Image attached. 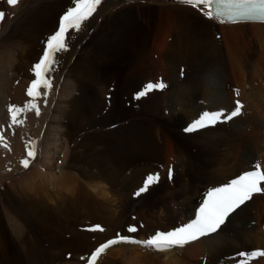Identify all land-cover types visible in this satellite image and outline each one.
I'll return each mask as SVG.
<instances>
[{"label": "bare ground", "instance_id": "1", "mask_svg": "<svg viewBox=\"0 0 264 264\" xmlns=\"http://www.w3.org/2000/svg\"><path fill=\"white\" fill-rule=\"evenodd\" d=\"M17 1L13 8L18 12V17L12 21V18L4 19L0 34V185L4 189L0 195L1 205L6 191L4 186L12 184L9 206H2L0 213L5 217L0 218V247H10L8 237L17 235L24 228V221L39 232L43 230L40 222L45 218L39 206L42 201L37 197L42 192L41 184L68 191L69 184L78 180L68 171L72 169L79 172L89 188L88 198L101 203L116 228L125 227L123 220L132 210L139 211L134 223L138 225L143 221L146 227L157 219L156 210L164 216L173 214L175 217L171 220L172 226L149 237V240L145 236L136 238L127 234L107 239L134 237L135 241L112 243L117 245L111 249L102 246L98 251V256H102L100 259L95 257L91 264H101L102 257L106 253L112 256L113 252H117L116 263L195 264L198 260L202 263L205 257H208L207 264H237L243 261L242 254L246 251L243 242L248 234L243 229L252 223L255 211L259 215L264 211V191L254 195L234 211L218 230L206 237L173 246L154 247L151 242L167 237L192 220L196 208L210 189L253 170L256 163L264 167V142L258 147L259 156L254 159L251 156L243 164L239 161L242 151H238L234 157L216 159V148L225 139L228 138L229 142V137L235 138L237 133H253L257 128L264 134V117L259 116V113L264 116L259 109L264 86L260 88L258 85V80L264 79V74L259 70L262 64L246 63L238 55L239 49L235 45L245 39L264 43V22H225L212 15L210 0H96L93 7L62 26L61 17L78 7L82 0H47L46 4L34 0L27 11L22 8L30 0ZM150 4L162 7L157 30L148 34L143 23L148 20L145 9L151 8ZM69 7L72 8L66 10ZM30 12L34 16L30 15V19L23 22V17ZM163 14L170 19L166 20L165 15L161 16ZM18 25L20 29L16 28ZM11 26L17 30L11 36L18 40L6 42L4 38ZM60 29L63 30L62 37L53 35ZM217 31L227 47L228 72L208 75L206 82L202 77L191 78L189 82L192 74L187 72L184 83H180L181 68H193V57L202 53L208 57ZM46 34L51 42L56 36L59 40L49 54L47 66L41 69V59L37 60L36 56ZM171 37H174L172 43ZM148 38L152 39L151 51L142 48ZM82 44L84 46L80 52L79 46ZM36 46L39 47L38 51ZM151 53L153 56L158 54L160 60H153ZM36 60L39 61L37 72L33 67ZM148 64L152 67H147ZM174 69H177L176 78L172 76ZM143 70L156 74L158 79L163 77L164 81L160 78L157 85L149 83V79L140 84L139 81L128 82L124 89L129 95L134 97L139 93L137 99L131 97L132 106L139 100L145 101V98L164 96L163 103L172 110V125L153 116H149V119L145 117V120L140 118L145 122L139 123L137 115L127 108L128 103L122 102L119 106L118 91L124 73L129 71L133 75ZM230 79L234 82L232 91L228 87ZM143 83L147 84L145 92H142ZM167 84H170L169 88ZM152 86H155L156 93L148 91ZM237 92L241 94L240 105L235 104ZM237 109H242L239 114L236 113ZM208 113L216 117L213 126L186 132L189 126L202 121ZM229 116H233L231 122ZM114 123L118 124L116 129H109ZM160 124L164 129L159 128ZM195 149L198 150L197 154L193 153ZM153 156L163 157L165 162L162 160L164 163L161 165H164V171H158L161 165L152 170L141 167L142 162ZM206 159L207 164H203ZM124 161L129 162V168L120 167ZM82 166L89 171H82ZM239 167L244 169L236 174L234 170ZM130 168H135L134 172L126 175ZM11 169L16 170L18 176L22 175L20 171L30 174L14 180L16 174L13 173L14 178H11ZM169 170L168 179L171 182L167 180L168 173L165 174ZM149 173L155 176H148ZM148 178L147 188L144 181H148ZM157 178L160 179L159 184H156ZM116 189H123V199L116 197V194L121 196ZM136 192L139 193L138 199L133 196ZM70 193L73 194V191ZM110 193L114 200L109 199ZM26 198H30L31 202L26 203ZM256 200H262L261 204L248 212ZM122 201L123 206L120 205ZM177 218H181L182 222L174 224ZM157 220L156 223L162 218ZM141 231L138 228L137 232ZM252 232L250 238L263 239V242L256 243L250 250L264 249V232ZM24 243L26 247L23 248L28 249L27 243ZM122 247L134 248H128V251ZM235 247L239 249L238 252L234 251ZM239 253L241 256L234 258ZM248 264H264V257Z\"/></svg>", "mask_w": 264, "mask_h": 264}, {"label": "rangeland", "instance_id": "2", "mask_svg": "<svg viewBox=\"0 0 264 264\" xmlns=\"http://www.w3.org/2000/svg\"><path fill=\"white\" fill-rule=\"evenodd\" d=\"M9 1H10V3L7 0H0V34L3 30V26H2L3 20L4 19L10 20L11 18H12L11 21L15 20L16 16L18 15L17 14L18 12H15V9L13 8L15 3L18 1L17 0H9ZM35 1H38L39 4H41V3L46 4L47 0H35ZM33 2H34V0H30L29 2H27V4H25L23 6L22 10L24 9V11H27L29 8H31V3H33ZM74 4H75V2H74ZM150 7L151 8L146 7V9H145L146 10V16H147L148 20H145V22L143 23L146 30L148 31V34L153 33L157 30L158 25L160 23V14H159L161 12L160 7H162V6L157 5V4H150ZM70 8H72V7H69L66 10H68ZM30 15L32 16L33 13L30 12V14L28 13L27 15H25V17H23V22L26 23L27 20L30 19ZM164 15L165 14H163L161 16H164ZM12 16H14V17H12ZM178 17H180V15H178ZM165 18H166V20L170 19L169 16H166V15H165ZM19 19H21V18H19ZM54 25L55 26H54L53 30H55V27H56V24H54ZM11 27H12V29L11 30L9 29L7 31L6 38H4V41H6V42H9V41L14 42V41L18 40V38L11 36L13 31L17 32V30L15 29V26L14 27L11 26ZM19 27H20L19 25L16 26L17 29H20ZM59 31L60 32H56V34L54 33L53 35H58V36L62 37L63 30L60 29ZM217 32H218L217 37L213 38L212 43L210 45L211 47L209 48L210 51L208 52V54H209L208 57H205V55L203 53L200 56L193 57V60H192L193 61V68H191L192 70L190 68H188L187 66L181 68L180 74H179L180 83H184L185 76H186L187 72H191V74H192V75L190 74L191 75L190 79H188L189 82L191 81V78L196 79V77H202V78H204L202 80L204 82H206V79L213 74L214 75L215 74H221L222 75V74H225L228 72L229 64H228V58H227L228 57L227 47L225 46V41L221 38V34L219 33V31H217ZM48 38H49V35L46 34L45 39L41 40L40 50L38 49L39 47L37 48V46H36V51L39 50V52H38L39 54L36 56V59L37 60L41 59L40 60V65L42 67L41 69H45V67L47 66V63L49 61V54L51 53L54 46L58 43V41H57L54 45H52L51 40H48ZM173 39H174V37L170 38V43L173 42ZM246 40L247 39L242 40L241 41L242 44L240 42L235 44V45H237L236 48L239 49L238 55H240V57L242 56L243 60L245 59L246 61L245 60L244 61L248 64L250 63V65L257 64V66H260L262 64V66H260L259 70L261 71V73L264 74V69H263L264 68V65H263L264 62L262 61L264 59V56H263L264 55V49H263L264 43H261L258 40L257 41L254 40V42H253V39H250L251 41L249 39L247 41ZM217 42H218V44H217ZM249 42L250 43L252 42V43L250 44ZM145 43L142 46V48H148V50L151 51L152 47H153L152 46V39L150 38V40H149V38H148ZM243 44L245 45L246 48L244 47ZM239 45H240V47H239ZM251 45H252V47H251ZM83 46H84L83 44L79 46L80 52H82ZM248 46L250 48H247ZM260 46H262V47H260ZM240 48H242V49H240ZM256 48L260 49L261 51H257ZM218 49L220 51H222V53H220ZM252 49H253V51H252ZM152 53L150 54L152 56V59L156 60L158 62L160 60L159 55L157 54L158 56L157 55L153 56ZM249 53H251V54H249ZM210 56H212V58ZM221 58L224 59L226 62H224V60H222ZM257 58H259L258 60H260V61H257ZM217 59H219V60L217 61ZM37 60H36V62L33 63V67H34V70L36 72H37V67H38V63H39V61H37ZM45 61H46V64H45ZM73 61H74V59H73ZM252 61H254V62H252ZM261 61L263 63H260ZM216 63L220 65L218 67H220L221 69L217 67ZM224 63L226 66L225 65L223 66ZM147 67H152V66H150L148 64ZM66 72H67V70H66ZM176 73H177V69H174V71L172 72V74H173L172 76H174V78H176V76H177ZM205 73H207V74H205ZM203 74H204V76H202ZM160 78L164 81L163 77L160 76L158 79L156 74H152L150 71L143 70L141 72H136L133 75L130 74L129 71L125 72L123 78L121 79L120 89L118 91V98H119L118 104L120 106L122 102L128 103L127 108H131V110H129V111H132L131 113L137 115L136 118H138L137 121L139 123L145 122L144 121L145 117H148V119H149V116H153V117H156L157 119H161L162 122H164V123L165 122L168 123V125H172V122H173L172 110H171L170 106H167L163 103V99L165 98L164 96H155V97H151V98H145V101L139 100L140 103L138 102L137 104H134L132 106L131 99L132 98L137 99L139 93H138V95L135 94V96L133 97V96H130L129 92L124 89V86L126 84H128V82L131 83L132 81L133 82L139 81L138 83L140 84L145 79H149V83L154 82L157 85L158 81L161 80ZM230 81L228 80V82L230 84V85L228 84L229 85L228 87L229 88L231 87L230 89L232 91L234 82L232 79H230ZM258 81H259V83H258L259 87L260 88L263 87L264 86V79L258 80ZM169 85L167 84L168 87L167 86L166 87L169 88ZM145 86H147V84L146 85L144 84L143 86H141L142 89L144 88L143 89L144 91H142V92H145ZM154 87L155 86L150 87L148 89V91L151 93H156L157 91L156 90L154 91ZM258 96L259 97L261 96L260 91L258 93ZM166 97H168V95ZM147 99H148V101H147ZM260 100H261L260 105L262 107L259 105V109L264 114V97L261 96ZM235 104H236V100H235ZM238 105H240V102L238 103ZM122 106L125 107V105H122ZM167 107H169L170 110ZM200 115H201V113H200ZM259 116L264 117L263 115H260V113H259ZM140 118H143L144 120L140 119ZM229 118H231V120L229 121V122H231L233 119V116H229ZM115 121H117V120H115ZM117 125H118L117 123H114L113 125H110V127H108V128L114 130V129H116ZM161 127H163V129H164V126H162V124L159 125V128H161ZM254 130H256V131H253V133L249 132L246 135L243 133H237L238 135L235 134V136H234L235 138H232L233 136L229 137V142H228V138L225 139L224 141H222L221 144L218 145L220 147L216 148V154L217 155L220 154L219 156L216 155V159H219V158L221 159L225 156L234 157L235 154L238 153V151L243 152L241 154V158L239 159L241 164L245 163V161H247V160H250L249 158H251V156H252V158L253 157L257 158L259 156V153L257 150H258L259 145L261 147L262 142H264V134H263V132L261 133V131H260L261 129L258 130V128H257ZM165 131H167L166 128H165ZM167 133L172 135V132H170V131H167ZM251 133L253 134V136ZM256 134H259L260 137H258V135H256ZM186 135H188V134H186ZM71 136H72V132H71ZM73 137H76V135H73ZM254 137L260 141H256V139ZM262 137H263V139H262ZM79 141H81V140L79 139ZM225 142H226V144L228 143L229 145L228 144L226 145ZM254 142H257V143H254ZM71 145H72V142H71ZM263 145H264V143H263ZM240 148L242 150H240ZM244 149H245V151H244ZM218 150H219V152H218ZM193 153L197 154L198 150L195 149L193 151ZM151 158H152V160H151ZM149 159L147 158L145 160L146 162L145 161L142 162V164H141V165H143V166H141L142 168H149L150 170L157 169V166H159V165H161V163L165 162V160L161 156L159 158L153 156V157H150ZM20 161L24 162L23 159H20ZM206 161H207V159L203 161V164H207ZM146 163H148V164H146ZM128 165L130 166L128 161L122 162V165L120 163L121 168H125V169L129 168ZM163 166L164 165L160 166L161 169L158 167V169H159L158 171H164V170H162V169H164ZM25 168H28V167L26 166ZM85 169H86V172L89 171V170H87V168H85ZM85 169H83V166H82V171ZM243 169L244 168L240 169V167H239L238 169H236V171L234 170V172L240 173V171H242ZM122 170H124V169H122ZM134 170H135V168H130L128 171H126L125 174L131 175L134 172ZM68 171H70L71 174L73 173L72 175L74 177L78 178V180L75 181L73 184H69L70 190H68V191L63 190L62 188L60 189V187L54 188L51 186L48 187L46 185L41 184L40 189L42 190V192L40 191V194L37 197L39 198V200L42 201V203L39 204V206L42 208V214L44 215L43 217L45 218L42 221L40 220L41 221L40 227H42V229H43V230H41L42 233H40L41 231L39 232L38 229L36 230L35 228L30 227L29 223H27V221H24V228H22V230H20L17 235L16 234L13 235L12 238H11V236L8 237V239L10 240V247L8 249H2L3 247H0V264H91L95 257H97V258L99 257L98 252H96V251L98 249H100L102 246H106V248L111 249L114 247V245L122 244V242H118L117 244H107V242H109L108 241L109 238L111 239L113 236H117V235H121V234H127V235H133L136 238L145 236V238H147L149 240V237L152 238V237L156 236V234H160L161 233L160 231L163 232L164 229L166 230L170 226H172L171 220L175 219V217H173V214H172V216L170 215V217H171L170 218L168 216H164V215L160 214L161 212L159 210L155 211V216L157 219L162 218V220H160V222L156 223V221H158L156 219L154 223L150 222L147 227H146V223L143 221L139 222L137 225L134 223V220H135L137 213L139 211L132 210L128 213V215H126V218L123 220L125 227L116 228V226L114 225L112 220L109 219L110 215L105 211L104 207L100 205L101 203L98 202L97 200H94V198L93 199L88 198L89 197V188L86 186V184H84V180L82 177H80L81 175L79 174V172L75 171V170L73 172L72 169H69ZM10 172L12 175L11 178L15 177L14 180H19L21 178L23 179L24 175H28V173L30 174V172H28V171H26L27 174L25 173V171L24 172L20 171L22 173V175H21L22 177H21V176L17 175L18 172H16V170L14 171V169H11ZM169 172H170V170L168 172H165V174L168 173L166 176L168 181H170L168 179ZM13 173H15L16 175L14 176ZM150 175L155 176L154 173H151V174L149 173L148 176H150ZM17 177L18 178L20 177V178L18 179ZM147 180L148 181H146V180L144 181V184H145L144 186H146L148 188L149 187L148 186L149 178ZM156 180H157L156 184H159L160 179L157 178ZM11 182L13 183V181H11ZM11 185L12 184H6V186H8V187L4 186L6 188L5 189L6 191L3 193L2 199L4 200V202L2 203V205L0 202V213L2 211V206L3 207L9 206V197L12 194L11 193V188H12ZM206 185H210V184H206ZM211 185H213V184H211ZM71 190L73 191L74 195L72 193H70ZM2 191H4V189L0 185V195H1ZM118 192L121 193L120 194L121 196H117V194H116V197L123 199V197L125 195V192L123 191V189H116V193H118ZM133 196L135 199H138L139 193L136 192V194H134ZM48 197L50 199H47ZM109 197H110L109 198L110 200L115 199V197L113 196L112 193H110ZM51 199H54V200H51ZM33 200H35V201L37 200L35 196H33ZM58 200H61L64 203H62L61 201L59 202ZM261 201L262 200H256L254 202L253 206L248 209V212H252L255 208H257L256 205L259 206L261 204ZM25 202L29 203V202H31V199L26 198ZM120 205L123 206V201ZM260 214L261 215H259L258 212L255 211L253 218H252L253 219L252 223L250 222L245 227L246 229L245 228L243 229L244 232L247 231L246 233H248L246 235L245 241L243 242L246 245L245 253H250L251 252L250 249L252 247H255L256 243L263 242V239H255L254 237H252L253 239L250 238V236H251L250 234H251L252 230L253 231L255 230L254 232H252V234L257 232V231L264 232V211ZM1 217H3V215L0 216V218ZM3 218H5V217H3ZM145 220L146 219H144V221ZM149 220H152V219H149ZM179 221L182 222L181 218H177L175 220L174 224L181 223ZM176 222H178V223H176ZM255 223H256V225H255ZM51 228H54V229H51ZM138 228L140 230H142L141 233L137 232ZM45 231H48V232L46 233ZM248 237L251 241L248 239ZM133 239H134V237H133ZM248 240H249V242H248ZM134 241H135V239H134ZM134 241H130V242L134 243ZM24 242L27 243L28 249L25 248L26 250L23 248V246L26 247ZM105 244H107V245H105ZM145 245H148V243H146ZM128 248H134V247H127V248L122 247V249H126L129 251L130 249H128ZM238 250H239L238 248H236V247L234 248L235 252H238ZM105 255L101 259L103 261L102 262L100 261L101 264H133V263L134 264H140V263H137L135 261H131L128 263H116L117 262L116 261L117 252H113L112 256L110 254L106 255V256ZM240 256H241V254L239 253V254H236L234 256V258L240 257ZM100 257H99V259H100ZM200 261L201 260L196 261L195 264H207L208 263V257L203 258L202 263H200Z\"/></svg>", "mask_w": 264, "mask_h": 264}, {"label": "water", "instance_id": "3", "mask_svg": "<svg viewBox=\"0 0 264 264\" xmlns=\"http://www.w3.org/2000/svg\"><path fill=\"white\" fill-rule=\"evenodd\" d=\"M113 243V242H112ZM111 244V243H110Z\"/></svg>", "mask_w": 264, "mask_h": 264}]
</instances>
